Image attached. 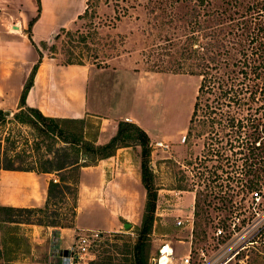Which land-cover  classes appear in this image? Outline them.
Wrapping results in <instances>:
<instances>
[{"label": "rangeland", "instance_id": "rangeland-1", "mask_svg": "<svg viewBox=\"0 0 264 264\" xmlns=\"http://www.w3.org/2000/svg\"><path fill=\"white\" fill-rule=\"evenodd\" d=\"M117 1H120L118 8L114 9L116 0H91L87 12L83 14L86 7V0H83L80 14L65 30L70 34L59 31L57 40H50L45 43L44 48L41 45L40 48L45 56L53 57L61 64L72 58L97 68L113 66L119 70L138 73L143 85L142 90H147L149 85L153 84V104L157 107L160 105L159 117L163 118V123L157 128L161 138L150 142L152 183L157 192L154 221L147 242V264H151L152 257L163 243L175 248L178 255L183 253L190 238L188 220H193L194 238L199 242L211 241L214 223L218 219L223 221L233 204L222 206L217 186H225L228 182H212L210 172L218 164L214 161L205 163L203 160L206 157L203 144L209 141V128L197 126L188 134V121L201 81L200 77L190 75L189 72H198L197 65L202 63L205 53L203 19H197L201 25L194 30L191 24L196 16L193 12L194 3L189 0H158L152 3L149 0ZM69 2L70 0H65L66 7ZM127 6L129 8L125 10ZM79 15L81 18H78ZM165 68L176 70V73L159 72ZM146 90L143 92L145 98H148ZM140 100L144 105H148L144 102L145 99ZM167 101L170 105L167 106L169 113L163 111V103ZM249 106L251 110H247L248 106L244 107L246 113H254L255 109L260 107L253 104ZM257 112H264V108L260 107ZM15 113L17 112L5 114V120L0 121V161L14 159L18 163L27 162L31 159L29 156L37 157L51 153L48 152V146L52 141L40 137L33 126L19 123L14 118ZM142 114L148 121L149 116L145 115L144 109ZM86 119L87 128L84 129V134L91 138L97 132V120ZM185 126L186 130L181 133ZM60 128L71 134L77 133L80 125L65 124L60 125ZM182 137H185L184 143L181 142ZM154 142H162L168 148H153ZM53 145L55 149L62 144L56 141ZM37 147L39 150H36ZM16 153L20 155L14 158ZM225 154L231 155L229 151ZM225 171L233 174L231 168ZM217 173L225 179L221 170H217ZM49 179H55V183H58L59 174H51ZM229 184L233 189H238L235 183ZM5 192L4 196L0 191V208H43L47 198L46 195L38 207L8 206L4 198L15 194V190ZM242 197L241 194L233 198L234 204H237L236 209L242 212L238 215L240 221L244 219L246 222L248 219V223L252 222L254 226L250 235L240 240L241 245L254 240L256 243L242 251L238 247V256L228 264H264V232L257 237L254 235L257 227H264V197L263 201L259 202L262 205L255 207V210L249 199L243 201ZM37 201H41L40 198ZM92 204L81 202L79 222L82 226L92 229L107 228L105 226H109L111 220L93 218ZM70 205V199L62 200L45 211L47 217L43 218V224L55 225L54 227L36 224L43 215H33L29 218L26 213L9 214L0 210V264H56L52 257L55 233L60 229H70L61 228L63 226L71 225L73 228L75 223L71 217ZM254 212L259 213V216ZM178 220L184 224L178 227ZM240 225L242 228L245 226L242 222ZM137 228H120L116 232L106 233L95 264H133L132 248L137 240ZM48 229L51 230V235ZM66 233L68 232L62 236L65 246L71 240L70 235ZM242 236L241 231L239 237Z\"/></svg>", "mask_w": 264, "mask_h": 264}, {"label": "trees", "instance_id": "trees-1", "mask_svg": "<svg viewBox=\"0 0 264 264\" xmlns=\"http://www.w3.org/2000/svg\"><path fill=\"white\" fill-rule=\"evenodd\" d=\"M155 1L158 0H149L150 3ZM191 1L194 3L193 12L196 14L193 15L195 21L191 23L193 30L201 25L197 19H203L205 53L202 63L197 65L198 72H189L190 75L200 77L201 81L188 121V134L197 126L209 128V141L203 144V150L206 151L203 160L205 163L214 161L218 164L210 172L212 182H228L225 186H217L219 201L222 206H227L232 203L234 197L242 194L244 199L250 192L264 187V112H257L260 107L264 108V0H189L190 3ZM90 2L91 0H86L83 14L87 12ZM119 2L116 0L114 9L118 8ZM128 8L125 7V10ZM126 14L127 11L123 13L124 16ZM78 18H81V15ZM60 32L70 34L65 29ZM28 38L31 41L30 28ZM58 38L59 34L53 37L54 40ZM40 45L45 47V43ZM41 59L42 54L39 53V61L33 66L23 87L20 107L14 118L19 123L33 126L44 140H51L48 146V152L51 153L37 157L29 156L31 159L27 162L2 160L0 171L56 173L59 174V182L49 183L43 208L1 207L0 210L9 214L26 213L29 218L33 215H43L36 224L54 227L55 225L43 224V218L47 217L45 211L62 200L70 199L71 217L75 220L80 170L114 156L119 148L139 147L140 177L146 200L142 221L137 228V240L132 248V257L133 264H147V242L157 199V192L152 183L151 147L147 134L135 124L119 122L115 136L104 145H96L84 134V129L87 128L85 120L49 118L37 109L26 107L25 98L32 87ZM63 65L84 63L68 58ZM161 70L159 72L176 73V70L172 69ZM249 104L260 107L255 109L254 113H246L244 107L248 106L247 110H251ZM3 120L5 113L0 110V121ZM65 124H79L80 129L77 133L70 134L60 128V125ZM56 141L62 145L53 149ZM36 150H39V147ZM226 151L231 155H226ZM19 155L16 153L13 157ZM227 168H231L233 174L225 171ZM217 170H221L225 179ZM230 182L235 183L238 189L230 187ZM61 228H71V225Z\"/></svg>", "mask_w": 264, "mask_h": 264}, {"label": "crops", "instance_id": "crops-1", "mask_svg": "<svg viewBox=\"0 0 264 264\" xmlns=\"http://www.w3.org/2000/svg\"><path fill=\"white\" fill-rule=\"evenodd\" d=\"M82 3L83 0H70L66 7L65 0H0V110L10 114L19 110L23 87L41 53L42 59L25 98L26 107L37 109L49 118L97 120L96 134L86 137L96 145L108 143L115 136L119 122L135 124L145 131L150 142L158 140L161 135L157 128L163 123L159 117L161 107L153 104L152 83L144 89L148 95L145 98L140 74L113 66L63 65L43 54L40 44L54 40L60 30H66L80 14ZM29 28L33 43L28 38ZM167 106H170L168 101L163 103L165 113ZM50 176L0 171L1 195L15 190V194L4 198L8 206L38 207L47 195ZM145 200L139 147L119 148L114 156L80 170L74 227L56 231V239L61 247H66L62 242L65 232L71 239L68 246L77 231L109 233L139 227ZM82 201L93 203V218L110 219V225L103 230L82 226L78 214Z\"/></svg>", "mask_w": 264, "mask_h": 264}, {"label": "built area", "instance_id": "built-area-1", "mask_svg": "<svg viewBox=\"0 0 264 264\" xmlns=\"http://www.w3.org/2000/svg\"><path fill=\"white\" fill-rule=\"evenodd\" d=\"M181 142H185V137H182ZM151 146L152 144H150ZM153 148L167 149L168 147L162 142H154ZM53 182L55 183L57 181L54 179ZM262 197H264V187H261L260 190L250 192L243 201L248 198L250 205L255 210V207L262 205V203H259L260 200L263 201ZM234 202H232L231 209L227 211L228 216L223 221L218 219L214 223L211 241L199 242L197 238H194L192 234L194 230L193 220H188L190 238L188 246L183 250V253L178 255L175 248L168 243H163L157 250V253L152 257L151 264H228L238 256V247L242 251L249 245L253 246L256 243L255 240L253 242L248 241L246 245H241L240 240L250 235V230L254 225H252V222L248 223V219L246 222L244 219L240 221L238 215L242 212L240 209H236L237 204L235 205ZM248 208L249 206H247ZM254 214L259 216V213L254 212ZM240 222L245 225L243 228ZM183 224V221L178 220L176 222L178 227ZM263 228L260 226L255 229V237L264 232ZM241 231L243 236L240 238L239 234ZM105 235L106 232L101 231H77L73 235L71 243L66 247L58 245L59 241L55 239L54 245L52 246L53 260L56 264H95Z\"/></svg>", "mask_w": 264, "mask_h": 264}, {"label": "water", "instance_id": "water-1", "mask_svg": "<svg viewBox=\"0 0 264 264\" xmlns=\"http://www.w3.org/2000/svg\"><path fill=\"white\" fill-rule=\"evenodd\" d=\"M5 114H6V115H10V113H8V112H5Z\"/></svg>", "mask_w": 264, "mask_h": 264}]
</instances>
